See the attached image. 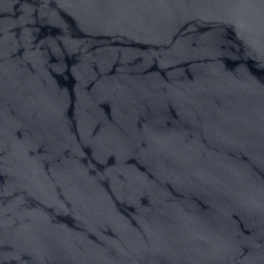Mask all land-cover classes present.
Wrapping results in <instances>:
<instances>
[{"label": "water", "instance_id": "1", "mask_svg": "<svg viewBox=\"0 0 264 264\" xmlns=\"http://www.w3.org/2000/svg\"><path fill=\"white\" fill-rule=\"evenodd\" d=\"M0 264H264V0H0Z\"/></svg>", "mask_w": 264, "mask_h": 264}]
</instances>
